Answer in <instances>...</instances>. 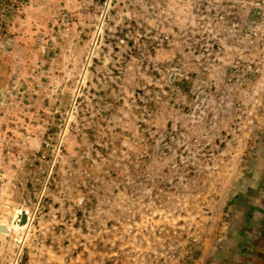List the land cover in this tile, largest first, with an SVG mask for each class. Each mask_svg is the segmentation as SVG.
Here are the masks:
<instances>
[{
	"label": "rangeland",
	"instance_id": "374dc122",
	"mask_svg": "<svg viewBox=\"0 0 264 264\" xmlns=\"http://www.w3.org/2000/svg\"><path fill=\"white\" fill-rule=\"evenodd\" d=\"M262 209L264 0H0V264H216Z\"/></svg>",
	"mask_w": 264,
	"mask_h": 264
},
{
	"label": "crops",
	"instance_id": "0c3cea01",
	"mask_svg": "<svg viewBox=\"0 0 264 264\" xmlns=\"http://www.w3.org/2000/svg\"><path fill=\"white\" fill-rule=\"evenodd\" d=\"M261 214H258L260 218L258 223V228L253 227L252 234L257 237L251 239H240L237 240L236 246L229 248H216V251L221 253L219 254V260L216 264H264V230H261L260 224H264V209L260 210ZM256 223V224H257ZM225 254V256H224ZM208 264L203 261V264ZM211 264H215L211 261Z\"/></svg>",
	"mask_w": 264,
	"mask_h": 264
},
{
	"label": "bare ground",
	"instance_id": "6f19581e",
	"mask_svg": "<svg viewBox=\"0 0 264 264\" xmlns=\"http://www.w3.org/2000/svg\"><path fill=\"white\" fill-rule=\"evenodd\" d=\"M22 214L24 215L25 213H18V216H17L18 221L16 222L17 224H19L21 222V221H19V219H20V216H22ZM0 226L4 227V229L0 228L1 233L8 234L10 232V228H8L7 226H5V225H0ZM15 228H17V230H18L20 228V226H16Z\"/></svg>",
	"mask_w": 264,
	"mask_h": 264
},
{
	"label": "water",
	"instance_id": "95a60500",
	"mask_svg": "<svg viewBox=\"0 0 264 264\" xmlns=\"http://www.w3.org/2000/svg\"><path fill=\"white\" fill-rule=\"evenodd\" d=\"M19 221H21V222L19 223L20 226L25 225V224H26V215H25V214H24V215L22 214V216H20ZM0 228H3V229H4V227H2V226H0Z\"/></svg>",
	"mask_w": 264,
	"mask_h": 264
}]
</instances>
